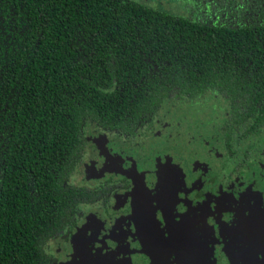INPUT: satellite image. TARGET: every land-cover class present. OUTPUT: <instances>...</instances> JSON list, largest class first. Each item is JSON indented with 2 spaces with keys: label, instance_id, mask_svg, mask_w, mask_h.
I'll list each match as a JSON object with an SVG mask.
<instances>
[{
  "label": "trees",
  "instance_id": "16d2710c",
  "mask_svg": "<svg viewBox=\"0 0 264 264\" xmlns=\"http://www.w3.org/2000/svg\"><path fill=\"white\" fill-rule=\"evenodd\" d=\"M151 1L0 0V264H51L89 128L212 91L264 120V0Z\"/></svg>",
  "mask_w": 264,
  "mask_h": 264
},
{
  "label": "flooded vegetation",
  "instance_id": "af4514ba",
  "mask_svg": "<svg viewBox=\"0 0 264 264\" xmlns=\"http://www.w3.org/2000/svg\"><path fill=\"white\" fill-rule=\"evenodd\" d=\"M237 119L212 91L129 131L89 128L67 181L89 197L51 264H264V120Z\"/></svg>",
  "mask_w": 264,
  "mask_h": 264
},
{
  "label": "rangeland",
  "instance_id": "374dc122",
  "mask_svg": "<svg viewBox=\"0 0 264 264\" xmlns=\"http://www.w3.org/2000/svg\"><path fill=\"white\" fill-rule=\"evenodd\" d=\"M155 0H153V1H151V2H154ZM155 3V5H156V2H154Z\"/></svg>",
  "mask_w": 264,
  "mask_h": 264
}]
</instances>
